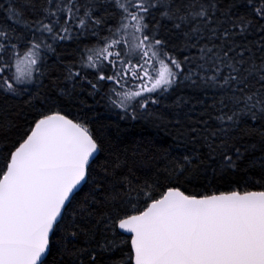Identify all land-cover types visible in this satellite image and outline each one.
Listing matches in <instances>:
<instances>
[{
    "label": "snow or ice",
    "instance_id": "obj_1",
    "mask_svg": "<svg viewBox=\"0 0 264 264\" xmlns=\"http://www.w3.org/2000/svg\"><path fill=\"white\" fill-rule=\"evenodd\" d=\"M0 101V264H264V0H0Z\"/></svg>",
    "mask_w": 264,
    "mask_h": 264
},
{
    "label": "trees",
    "instance_id": "obj_2",
    "mask_svg": "<svg viewBox=\"0 0 264 264\" xmlns=\"http://www.w3.org/2000/svg\"><path fill=\"white\" fill-rule=\"evenodd\" d=\"M12 103V101H8L9 105ZM2 104L3 102L0 101V105ZM104 119L106 122L113 121L119 123L121 130L120 135L124 139V142L128 144L129 148L139 141L142 142L141 149H143V147L147 146L149 140H151L154 145L162 147V142L168 139V137L164 136L163 132H158V130L143 124L137 125L135 122L129 123L126 121H119L118 117L110 115H106ZM116 132V128L109 129V133L112 136H115Z\"/></svg>",
    "mask_w": 264,
    "mask_h": 264
}]
</instances>
